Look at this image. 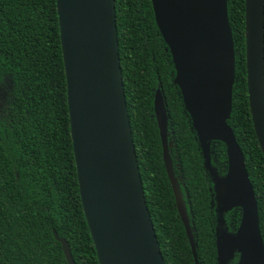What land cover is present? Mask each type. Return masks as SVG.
Returning a JSON list of instances; mask_svg holds the SVG:
<instances>
[{
    "label": "trees",
    "instance_id": "1",
    "mask_svg": "<svg viewBox=\"0 0 264 264\" xmlns=\"http://www.w3.org/2000/svg\"><path fill=\"white\" fill-rule=\"evenodd\" d=\"M125 108L144 200L164 264H194L161 160L152 111L160 91L168 151L185 203L197 264H216L211 182L173 66L149 0H113ZM234 53L231 109L226 120L244 159L264 246V158L247 105L243 0H227ZM264 65V0H263ZM210 164L226 167L224 145L210 141ZM233 232L239 209L222 213ZM52 230L74 264H98L83 217L71 151L54 0H0V264H66ZM234 254L228 264H234Z\"/></svg>",
    "mask_w": 264,
    "mask_h": 264
},
{
    "label": "water",
    "instance_id": "2",
    "mask_svg": "<svg viewBox=\"0 0 264 264\" xmlns=\"http://www.w3.org/2000/svg\"><path fill=\"white\" fill-rule=\"evenodd\" d=\"M173 66L172 81L194 131L212 188L216 264H264L256 200L243 153L226 120L234 53L227 0H149ZM78 196L98 264H164L144 200L125 108L113 0H54ZM244 70L252 129L264 158L263 0H243ZM152 111L161 160L194 264L185 203L167 142L160 91ZM224 145L226 167L210 164L209 142ZM239 209L233 232L222 213ZM66 264L67 241L52 230Z\"/></svg>",
    "mask_w": 264,
    "mask_h": 264
}]
</instances>
